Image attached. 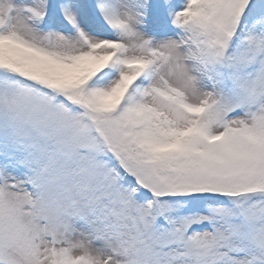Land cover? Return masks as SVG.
<instances>
[{"label": "snow or ice", "instance_id": "6c2138e0", "mask_svg": "<svg viewBox=\"0 0 264 264\" xmlns=\"http://www.w3.org/2000/svg\"><path fill=\"white\" fill-rule=\"evenodd\" d=\"M0 264H264V0H0Z\"/></svg>", "mask_w": 264, "mask_h": 264}]
</instances>
